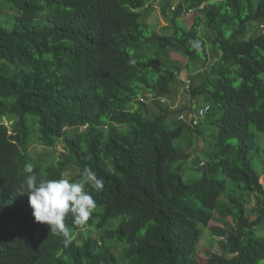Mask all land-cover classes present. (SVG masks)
<instances>
[{
	"label": "trees",
	"instance_id": "obj_1",
	"mask_svg": "<svg viewBox=\"0 0 264 264\" xmlns=\"http://www.w3.org/2000/svg\"><path fill=\"white\" fill-rule=\"evenodd\" d=\"M150 2L0 0V264L264 262L254 231L264 227V0H164L162 30L139 11ZM200 8L178 25L183 9ZM181 65L190 100L210 106L192 127L169 125L159 101L157 113L137 101L168 96ZM203 119L216 134L203 135ZM196 137L201 177L185 182ZM28 163L38 180L76 182L85 168L103 179L100 191L85 186L96 202L88 221L65 217L67 237L35 223L18 193ZM216 216L222 227L210 226ZM206 231L220 251L201 263Z\"/></svg>",
	"mask_w": 264,
	"mask_h": 264
},
{
	"label": "clouds",
	"instance_id": "obj_2",
	"mask_svg": "<svg viewBox=\"0 0 264 264\" xmlns=\"http://www.w3.org/2000/svg\"><path fill=\"white\" fill-rule=\"evenodd\" d=\"M156 2H158V0H151L150 2L151 7L153 8L152 11L154 10L153 4H155ZM177 5L178 2H173L170 10L173 11ZM201 10L202 8H200L198 12L189 10L184 16H190L191 14L193 15L194 20V15H200ZM139 11L141 14L147 15L145 19L150 23L151 15L153 12L150 11L149 13H146L144 9H141ZM202 38L207 43L208 39L205 37V34ZM108 59V57L105 58L101 62V64L107 63ZM182 65L184 66V64ZM183 66L181 72H185ZM125 69H127V67H125ZM124 71V68L117 69V73ZM180 74L178 76H180ZM190 83V79H187L186 84H184L183 86L185 94H188L187 92L190 91ZM171 94L166 97H154L151 93L146 92L142 94V96H139L137 101L143 104H146L148 102L149 105L159 101L160 103L167 105L170 102L167 97H169ZM166 100H168L169 102L167 103ZM198 102L199 101L191 100L188 109L183 110L186 112H181L178 116L171 115L173 113H170V118L167 121L168 124H171L170 120L172 119L173 124L180 122L185 123L190 127L197 124V122L200 119L204 118L205 115L210 111V106L208 104L199 105ZM201 111L205 113L200 114ZM24 172L29 175L26 176L24 181L21 183L19 190L17 191L18 193H26L28 195V202L30 208L32 209L34 222L45 224L49 226L50 232L52 234H62L65 237L68 236V229L64 223V220L69 213L73 215L74 224L83 225L88 221L92 212L96 208V202L93 199L92 195L85 191V186L88 185L94 190L100 191L103 189L104 185L103 179L98 178L97 174L90 168H85L81 174V178L76 182H70L68 179L64 178L38 180L37 175L33 172V165L31 163L25 165Z\"/></svg>",
	"mask_w": 264,
	"mask_h": 264
},
{
	"label": "rangeland",
	"instance_id": "obj_3",
	"mask_svg": "<svg viewBox=\"0 0 264 264\" xmlns=\"http://www.w3.org/2000/svg\"><path fill=\"white\" fill-rule=\"evenodd\" d=\"M163 5L162 0H158V2H156L155 4H153L154 10L152 11V15H151V24H156L157 28H159V30H162L167 22L165 21V19L162 17V11H161V7ZM183 14V10L181 12V17L179 18V22L178 25L183 27V28H187L190 27L193 23V15L190 14V16H184ZM5 16L9 17V15H5V12H3L2 16L0 15V19L4 18ZM200 34L202 37H204L205 34V28L204 26H201L200 28ZM176 58H179L181 60H183L180 57L174 56ZM180 79L182 80V84L181 83H175V85L173 86V90L171 91V95L169 97H167L169 99L166 100L167 103L169 102V104H167L169 110L171 113V115H176L177 112H179L181 109H185L189 106L190 103V99L188 94H185L184 91V87L183 84H186V80L189 79L187 73L185 72H181L180 74ZM180 81V80H179ZM182 88V90H181ZM188 88V87H187ZM190 100V101H189ZM202 102V101H201ZM200 101L198 102L199 105H203ZM150 107V111L152 110V113H157L158 109L154 110L151 109V105H149ZM181 112H186V111H181ZM170 115H168L169 118ZM171 124L173 125V119L170 120ZM201 126V128H204V136L208 135L207 133L210 130L213 134H216V128L215 127H211V126H207L206 122L204 121V119L200 122L199 127ZM264 138V134L259 135L258 136V141L261 143V140ZM264 142V141H263ZM30 150L32 151H36V152H40L42 150L41 147H35V146H31ZM62 151V145H58V149H57V153ZM195 151L196 153L192 156V158L185 163V166L182 170V177L183 180L185 182H191V181H195L197 179H199L201 177V173L195 169L192 168V161H203L205 160V156L202 153L203 151V142L199 137H196V145H195ZM47 158H49V156H46ZM57 158V157H55ZM256 169H258L257 167H255ZM260 172L263 174L264 173V162L261 163V167H260ZM264 176V175H263ZM263 176L261 178V182L263 180ZM255 207V197L254 195H252L250 197V199L247 201L246 204V208L249 209V211L252 210V208ZM247 216H249L252 220L254 219V214L250 213V214H246ZM216 220H213L212 222H210V226H218V227H222V222L220 221V218L218 216L215 217ZM225 220L231 223V218L229 216L225 217ZM255 231V235H259L262 234L264 235V227L262 228H257ZM81 234L83 235V237H85L86 235H91L94 236V234H92L91 230H83L81 232ZM220 240L221 238L215 237V236H211L210 232L206 231L204 234V240L200 246L199 249V253H198V258L199 261L201 263L205 262V260L207 259V257H209L211 255V253L213 252H219V244H220ZM260 264H264V262L260 263Z\"/></svg>",
	"mask_w": 264,
	"mask_h": 264
},
{
	"label": "built area",
	"instance_id": "obj_4",
	"mask_svg": "<svg viewBox=\"0 0 264 264\" xmlns=\"http://www.w3.org/2000/svg\"><path fill=\"white\" fill-rule=\"evenodd\" d=\"M203 113H205V112H203V111L200 112V114H203Z\"/></svg>",
	"mask_w": 264,
	"mask_h": 264
}]
</instances>
